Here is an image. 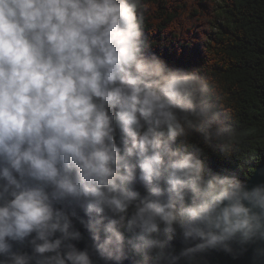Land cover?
Masks as SVG:
<instances>
[{"label":"clouds","instance_id":"clouds-1","mask_svg":"<svg viewBox=\"0 0 264 264\" xmlns=\"http://www.w3.org/2000/svg\"><path fill=\"white\" fill-rule=\"evenodd\" d=\"M142 9L0 0V264L264 258V182L212 171L191 140L231 155L247 135L218 83L148 54Z\"/></svg>","mask_w":264,"mask_h":264},{"label":"trees","instance_id":"trees-1","mask_svg":"<svg viewBox=\"0 0 264 264\" xmlns=\"http://www.w3.org/2000/svg\"><path fill=\"white\" fill-rule=\"evenodd\" d=\"M148 54L219 84L242 135L236 152L191 140L218 173L247 180L264 159V0H142ZM178 235H174L177 238Z\"/></svg>","mask_w":264,"mask_h":264},{"label":"water","instance_id":"water-1","mask_svg":"<svg viewBox=\"0 0 264 264\" xmlns=\"http://www.w3.org/2000/svg\"><path fill=\"white\" fill-rule=\"evenodd\" d=\"M242 182L246 183L249 187L264 182V159L256 166L250 177L247 180L242 179ZM76 227L80 229L82 233L84 232L82 226L78 223H76ZM87 239V234L85 233V241ZM85 241L75 243H77V247L83 249L85 247ZM179 241V236L173 239L177 249L181 247ZM13 246L14 250L31 254V248L27 245V243L21 245L13 242ZM257 246L258 245L256 244L248 245L247 250L238 255L236 258H233V256L228 255L223 251L210 250L206 253L196 255L190 264H264V258L257 257L255 254ZM126 264H128V262H126Z\"/></svg>","mask_w":264,"mask_h":264}]
</instances>
